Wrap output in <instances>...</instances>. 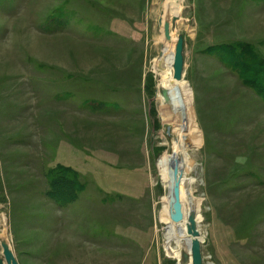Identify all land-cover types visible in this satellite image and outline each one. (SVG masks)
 Wrapping results in <instances>:
<instances>
[{
	"label": "rangeland",
	"instance_id": "374dc122",
	"mask_svg": "<svg viewBox=\"0 0 264 264\" xmlns=\"http://www.w3.org/2000/svg\"><path fill=\"white\" fill-rule=\"evenodd\" d=\"M181 1L203 263L264 264V0ZM163 3L0 0V217L21 264H69L72 241L90 264H177L157 167L180 129L158 101ZM60 165L82 184L70 195Z\"/></svg>",
	"mask_w": 264,
	"mask_h": 264
},
{
	"label": "bare ground",
	"instance_id": "6f19581e",
	"mask_svg": "<svg viewBox=\"0 0 264 264\" xmlns=\"http://www.w3.org/2000/svg\"><path fill=\"white\" fill-rule=\"evenodd\" d=\"M163 5V19L165 18V12L167 10H170L172 19L173 15L180 14L182 1L164 0ZM57 14H60L57 19L63 15L60 12H57L56 15ZM178 22L179 21L177 19L175 22H172V20L170 22V31L172 34L171 41L166 40L164 35H162L160 41H163L164 43L161 49L162 54L157 61V73L159 77L158 101H161L163 122L168 124V128L171 127L173 133L178 131V126H180V129L178 136L172 139V148L169 149L170 151L167 150L159 156L157 167L162 181L168 188V193L162 197L163 204L160 209V218L162 223L166 225L164 227V245L167 252L177 259V264H180L179 260L181 250L183 248L190 250L191 237L188 229V219L190 213L196 219L200 231L201 228L199 225L200 214L198 213V206L196 205V200L191 192V185L194 179L192 176H189L190 171L194 169L195 165L188 152V142L191 140L192 142L195 141V139L198 138V134H196L192 129H190L188 133L183 131L185 121L187 122L189 119L190 112L187 106V92H190V89L187 82L183 78L184 75L180 80H176L173 75V61L177 40V34L174 31V26ZM164 91L167 92V97L165 96ZM176 181H179L178 199L181 205L180 210L183 215V218L179 221L175 219L173 212L174 206L170 197V189L175 185ZM0 224V254H2L4 248L8 247L13 250V246L10 237L6 236V234L4 236L2 233H6V224L2 220V217H0ZM200 239H202V234L200 235ZM68 247L70 248L72 255H74V259H71L69 264H90L92 262L89 258L82 257L80 254L81 250L76 247V243L73 241L68 244ZM191 259L192 257L190 256L189 264H192ZM4 264H7L6 261H4ZM19 264L21 263L19 262Z\"/></svg>",
	"mask_w": 264,
	"mask_h": 264
},
{
	"label": "water",
	"instance_id": "95a60500",
	"mask_svg": "<svg viewBox=\"0 0 264 264\" xmlns=\"http://www.w3.org/2000/svg\"><path fill=\"white\" fill-rule=\"evenodd\" d=\"M177 18L178 15H173L172 19L171 17H165L163 19V16H161L159 19L160 24L163 26L164 37L168 41L172 40V34L170 31V22L171 20L172 22H175ZM184 60H185L184 36L183 34H179L175 44V54L173 61V75L176 80L182 79L184 72ZM164 94L166 97L168 96L166 91H164ZM178 196H179V181H176L175 185L170 189V197L173 202V206H174L173 212L175 219L177 221L183 218L182 212L180 210L181 205ZM188 229H189V235L191 237L190 250H188L187 248H183L181 250V256L179 262L180 264H189L190 256H191L192 264H203L202 242L200 239L201 232L200 229L198 228L196 219L191 215V213L188 219ZM4 261H6L7 264H19V261L16 258L14 251L8 247L4 248L2 254H0V264H4Z\"/></svg>",
	"mask_w": 264,
	"mask_h": 264
},
{
	"label": "trees",
	"instance_id": "16d2710c",
	"mask_svg": "<svg viewBox=\"0 0 264 264\" xmlns=\"http://www.w3.org/2000/svg\"><path fill=\"white\" fill-rule=\"evenodd\" d=\"M243 47V46H242ZM225 49H228V48H225ZM246 51H248V49H246ZM252 52V56L251 58H253L254 60H257L258 61V58H257V55L254 51H252V49L250 50ZM228 59H233L235 57H231V56H226ZM231 59V60H232ZM250 76V78H249ZM258 76L256 73H253L252 75H247L246 78L247 79H252V78H256ZM253 81L257 82L255 79H252ZM260 88L264 87V85H258ZM76 172L73 170V168H71L70 166L67 167V166H63V165H60L56 168H53L51 169V171L49 172V175H50V180L52 183H54V185H58L57 187L59 189L62 190L63 187H67L66 189H64V191H66L67 193H69L68 195H70V190H71V187L74 188L73 184L75 183L77 186H78V183L80 184L79 188L82 187V184L80 183L79 180L76 179V176H75ZM73 195L71 198H73L75 195L74 193L71 194ZM64 197V195H61ZM62 198V197H61ZM63 199V198H62Z\"/></svg>",
	"mask_w": 264,
	"mask_h": 264
}]
</instances>
